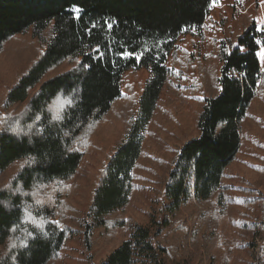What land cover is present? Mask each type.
<instances>
[{"label": "trees", "instance_id": "1", "mask_svg": "<svg viewBox=\"0 0 264 264\" xmlns=\"http://www.w3.org/2000/svg\"><path fill=\"white\" fill-rule=\"evenodd\" d=\"M214 1L0 0V264H49L74 234L71 219L88 247L95 229L105 241L128 232L101 264L146 263L148 256L153 264H192L193 248L209 264H232L253 246L264 264V153L257 179L236 195L228 171L244 124L264 122V110L252 109L257 98L264 102V25L250 13L238 17L229 38L213 39L207 60L176 43L193 32L197 46ZM142 69L149 77L141 93L128 84L124 94L125 74ZM189 69L198 75L183 83ZM166 86L184 100L204 95L199 133L162 171L146 161L155 160L149 127L166 113ZM168 114L177 118L178 108ZM114 129L120 135L109 141ZM92 149L106 157L83 212L71 201L73 177ZM153 177L162 180L165 202L151 232L127 208Z\"/></svg>", "mask_w": 264, "mask_h": 264}, {"label": "rangeland", "instance_id": "2", "mask_svg": "<svg viewBox=\"0 0 264 264\" xmlns=\"http://www.w3.org/2000/svg\"><path fill=\"white\" fill-rule=\"evenodd\" d=\"M211 8V17H208L205 22L204 38L196 37V47L192 45L193 42H190V38L194 37L192 35L193 32L182 34L176 40L177 44L188 49L195 48L200 53L201 58H205L212 50L213 39H217L220 42L221 39L230 37V29L237 28L236 19L243 14L250 13L255 15L259 25H264V0H216ZM261 53H264V45L261 48ZM261 60L264 65V59L261 58ZM197 75V71L189 69L184 74L183 83H191ZM148 77L149 74L144 69L126 73L123 93L126 94L127 91L124 85L130 84L133 85V91L136 94H140L142 90L139 87L145 83ZM202 94L199 91L195 95H188L185 98L186 100H184V97H180L175 90L171 91L168 86L164 87L160 96V106H164L166 113L161 112L158 115L157 122L160 124L156 123L149 127L153 136L150 138L149 144L151 147L148 148V151L150 152V158L155 160L152 162L148 160L146 164H153L154 166H149L165 171L162 167H169L168 165L179 147L199 133L197 128V110L201 109L202 106L200 98ZM256 101L252 105V109L256 111L258 107H261L264 110V102L260 98H257ZM122 106L123 102L121 100L116 103V109L119 110ZM174 108H178L177 118H172L168 114V110L170 111ZM262 120L264 121V118ZM255 121H247L244 124V144L228 169L231 175L229 183L232 184L230 192L233 195L238 193V187L246 180H255L258 177L255 166L264 153V122L258 123L257 119ZM119 135V130L114 129L107 132L106 138H109V141H113ZM256 138L260 139L256 140ZM105 157V152L92 149L81 159L74 173L73 181L77 183L78 189L72 195L71 201L80 211L85 212L89 207L92 184ZM161 158L165 160L162 161ZM161 182L162 180H159V177H153L147 182L148 186L146 188L140 190L132 197L127 208V214L131 215L139 224L147 227L151 232L155 230L157 222L161 220L163 215L162 207L165 200L161 194ZM182 210L185 211L184 208ZM69 223L74 227V234L65 241L60 255L49 264H101L108 254L128 236V232L121 228L114 238L105 241L99 236V230L95 229L92 246L88 247L84 242V229L79 221L71 219ZM253 242H259V238L255 237ZM193 250L195 257L192 264H209V260L204 255L203 250L195 248ZM257 252V246L245 248L240 256L233 259L232 264H258ZM143 262L141 260L138 264ZM146 263L153 264L150 256L147 257ZM146 263L144 262V264Z\"/></svg>", "mask_w": 264, "mask_h": 264}, {"label": "snow or ice", "instance_id": "3", "mask_svg": "<svg viewBox=\"0 0 264 264\" xmlns=\"http://www.w3.org/2000/svg\"><path fill=\"white\" fill-rule=\"evenodd\" d=\"M76 18H78V16ZM108 27L109 28L111 27V22H108ZM257 43L260 44L262 42L258 40ZM97 51H99V50L97 49ZM122 55H125V56H127V55H135L137 57V59H139L140 57L143 56V53H122ZM260 55H261V58L264 59V53H260ZM64 103L70 104L71 101L70 100H66V101H64ZM20 222L23 223L25 221L21 220ZM53 223H58V222L53 221ZM10 230L14 231L15 228H12ZM29 234H31V233H29Z\"/></svg>", "mask_w": 264, "mask_h": 264}]
</instances>
